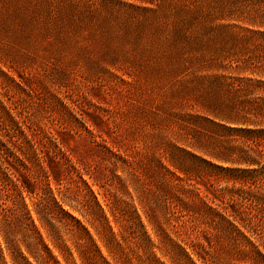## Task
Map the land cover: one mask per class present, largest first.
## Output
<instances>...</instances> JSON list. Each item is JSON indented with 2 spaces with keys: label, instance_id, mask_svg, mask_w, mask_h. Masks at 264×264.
Listing matches in <instances>:
<instances>
[{
  "label": "rangeland",
  "instance_id": "1",
  "mask_svg": "<svg viewBox=\"0 0 264 264\" xmlns=\"http://www.w3.org/2000/svg\"><path fill=\"white\" fill-rule=\"evenodd\" d=\"M84 1L16 0L12 6L13 11L21 7V17L33 20L31 27L24 28L18 15L5 31L0 30L1 128L6 132L17 121L35 131L42 156L49 161L46 170L58 173L62 191L68 188L67 196L77 210L72 213L90 232L108 264H189L178 246L194 264H246L232 242L210 225L206 214L192 213L185 206L196 201L187 184L211 199L219 196L215 203L220 199L227 203L226 195L220 197L218 191L224 184L211 187L217 171L184 152L229 166L207 154L226 147L200 120L213 119L208 106L216 90L209 76L174 71L149 38L138 32L140 18L134 14L128 18L126 6L113 7L106 32L95 24L74 31L73 46L62 54L52 53L35 37L28 44L16 39L21 28L33 33L67 26L59 14L80 15ZM117 1L150 5L145 2L149 0ZM5 3L10 1L0 0V6ZM10 11L0 9V19ZM75 26L78 22L71 21L70 29ZM2 107L9 108V114ZM169 158L176 165L189 163L200 173L183 176L171 167ZM164 168L186 181L181 182L187 186L183 185L184 194L176 188L169 190L166 179L172 177ZM92 196L115 234L112 255L86 221L98 216ZM29 200L25 203L30 207ZM253 209L264 223L263 207ZM0 248H4L1 239ZM53 254L60 264H66L55 250ZM78 258L73 250L75 264H80ZM0 264H11L4 249Z\"/></svg>",
  "mask_w": 264,
  "mask_h": 264
},
{
  "label": "trees",
  "instance_id": "2",
  "mask_svg": "<svg viewBox=\"0 0 264 264\" xmlns=\"http://www.w3.org/2000/svg\"><path fill=\"white\" fill-rule=\"evenodd\" d=\"M8 1L0 6L11 10L0 19L2 31L13 17H21L22 8H12L16 0ZM100 1L96 5L95 0H85L84 11L75 17L59 14L67 26H57L56 30L45 27L33 33L21 28L15 33L16 39L28 44L35 37L52 53L62 54L73 46L74 31L95 24L106 32L113 7L126 6L128 18L131 14L140 18L138 32L149 38L174 71L209 76L211 87L216 90L208 106L213 119L200 120L209 127L211 135L222 138L226 147L207 154L229 166L212 164L184 152L217 171L211 187L224 184L218 191L220 197L226 195L227 205L221 199L215 203L219 196L211 199L195 185L187 184L196 201L185 206L192 213L206 214L210 225L232 242L244 263L264 264V223H260L254 213L257 210L253 209H264V0H149L145 1L150 4L146 7L117 0ZM32 20L22 14L20 24L31 27ZM75 20L78 26L70 29V22ZM129 29L126 25L125 31ZM2 110L9 114V108ZM10 125L6 132L0 125V239L11 264H31L28 258L35 264H60L53 250L66 264H75L73 250L80 264H108L90 232L72 213L77 210L67 196L68 188L62 191L59 186L63 181L58 173L46 170L49 161L42 156L35 131L26 125L21 127L17 121ZM50 139L59 150L56 138L51 135ZM169 162L183 176L200 173L189 163L176 165L170 158ZM164 169L172 177L166 179L169 190L176 188L184 194L187 186L181 182L186 181ZM79 179L92 194L81 176ZM92 197L98 216L86 221L112 255L110 244L115 234ZM26 198L30 199V207ZM235 203L238 207H233ZM135 217L142 228L138 215ZM3 249L0 248V256ZM178 249L189 264H194L183 247Z\"/></svg>",
  "mask_w": 264,
  "mask_h": 264
}]
</instances>
